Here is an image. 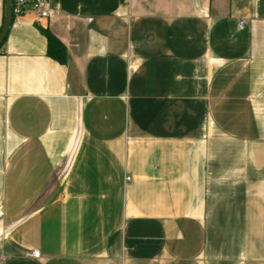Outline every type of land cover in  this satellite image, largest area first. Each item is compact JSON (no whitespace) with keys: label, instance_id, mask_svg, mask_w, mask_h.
Returning a JSON list of instances; mask_svg holds the SVG:
<instances>
[{"label":"crops","instance_id":"0c3cea01","mask_svg":"<svg viewBox=\"0 0 264 264\" xmlns=\"http://www.w3.org/2000/svg\"><path fill=\"white\" fill-rule=\"evenodd\" d=\"M49 5L0 49V264H264V0Z\"/></svg>","mask_w":264,"mask_h":264},{"label":"built area","instance_id":"2783aa9c","mask_svg":"<svg viewBox=\"0 0 264 264\" xmlns=\"http://www.w3.org/2000/svg\"><path fill=\"white\" fill-rule=\"evenodd\" d=\"M10 9L13 20H20L30 16L36 22H42L51 19L53 16L49 0H11ZM239 26L242 28L243 23H240ZM126 181H129V178ZM31 256L37 258L39 253L33 251Z\"/></svg>","mask_w":264,"mask_h":264},{"label":"trees","instance_id":"16d2710c","mask_svg":"<svg viewBox=\"0 0 264 264\" xmlns=\"http://www.w3.org/2000/svg\"><path fill=\"white\" fill-rule=\"evenodd\" d=\"M12 22H13V19H12ZM2 24H3V18H2V22L0 26V32L2 29ZM42 34L46 39V55L50 59L57 62L58 64L65 65L67 56H66V51H65L64 46L49 31L43 30ZM5 40H6V37L3 43L5 42ZM2 45L0 46V49Z\"/></svg>","mask_w":264,"mask_h":264},{"label":"water","instance_id":"95a60500","mask_svg":"<svg viewBox=\"0 0 264 264\" xmlns=\"http://www.w3.org/2000/svg\"><path fill=\"white\" fill-rule=\"evenodd\" d=\"M11 0H4L3 4V24L0 32V46L2 45L5 37L8 34V31L12 24V15L10 9Z\"/></svg>","mask_w":264,"mask_h":264}]
</instances>
